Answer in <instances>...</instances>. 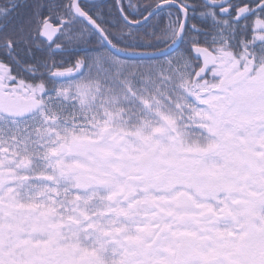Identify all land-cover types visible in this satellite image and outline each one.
Returning <instances> with one entry per match:
<instances>
[{
	"label": "snow or ice",
	"instance_id": "6c2138e0",
	"mask_svg": "<svg viewBox=\"0 0 264 264\" xmlns=\"http://www.w3.org/2000/svg\"><path fill=\"white\" fill-rule=\"evenodd\" d=\"M0 264H264V0H0Z\"/></svg>",
	"mask_w": 264,
	"mask_h": 264
}]
</instances>
